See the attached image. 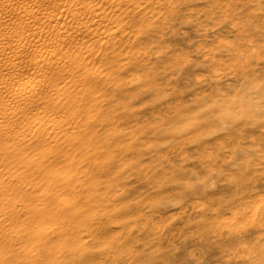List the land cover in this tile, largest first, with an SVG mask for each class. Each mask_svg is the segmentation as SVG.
<instances>
[{
    "label": "rangeland",
    "instance_id": "rangeland-1",
    "mask_svg": "<svg viewBox=\"0 0 264 264\" xmlns=\"http://www.w3.org/2000/svg\"><path fill=\"white\" fill-rule=\"evenodd\" d=\"M116 3L0 116V264H264V0Z\"/></svg>",
    "mask_w": 264,
    "mask_h": 264
},
{
    "label": "bare ground",
    "instance_id": "bare-ground-1",
    "mask_svg": "<svg viewBox=\"0 0 264 264\" xmlns=\"http://www.w3.org/2000/svg\"><path fill=\"white\" fill-rule=\"evenodd\" d=\"M116 5V0H0V116L21 114L20 102L44 88L38 74L64 66L71 57L64 48L86 33V10L97 17ZM94 22L97 28L102 24L100 18ZM41 117L38 111L22 116L25 123ZM5 129L0 123V132Z\"/></svg>",
    "mask_w": 264,
    "mask_h": 264
}]
</instances>
